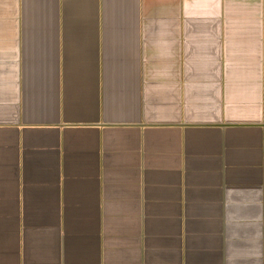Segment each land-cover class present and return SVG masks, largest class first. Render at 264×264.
Listing matches in <instances>:
<instances>
[{
  "label": "crops",
  "instance_id": "crops-1",
  "mask_svg": "<svg viewBox=\"0 0 264 264\" xmlns=\"http://www.w3.org/2000/svg\"><path fill=\"white\" fill-rule=\"evenodd\" d=\"M0 264H264V0H0Z\"/></svg>",
  "mask_w": 264,
  "mask_h": 264
}]
</instances>
